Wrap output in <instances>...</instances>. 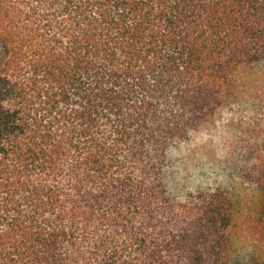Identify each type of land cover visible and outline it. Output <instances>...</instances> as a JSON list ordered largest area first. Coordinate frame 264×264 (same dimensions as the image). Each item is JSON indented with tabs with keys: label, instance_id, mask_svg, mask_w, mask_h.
I'll return each mask as SVG.
<instances>
[{
	"label": "trees",
	"instance_id": "1",
	"mask_svg": "<svg viewBox=\"0 0 264 264\" xmlns=\"http://www.w3.org/2000/svg\"><path fill=\"white\" fill-rule=\"evenodd\" d=\"M0 42V264H264V0H0Z\"/></svg>",
	"mask_w": 264,
	"mask_h": 264
},
{
	"label": "rangeland",
	"instance_id": "2",
	"mask_svg": "<svg viewBox=\"0 0 264 264\" xmlns=\"http://www.w3.org/2000/svg\"><path fill=\"white\" fill-rule=\"evenodd\" d=\"M5 57L6 48L0 42V64ZM234 113L236 111H233V109L223 111L217 119L216 126L209 133L201 135L195 141L176 150L175 155L180 159L179 171L182 177L189 175L198 167L200 162L210 157H213V160L224 157L226 144L231 138V130L238 128V119L233 115ZM253 116L250 111L244 110L240 118L242 121L247 122Z\"/></svg>",
	"mask_w": 264,
	"mask_h": 264
}]
</instances>
